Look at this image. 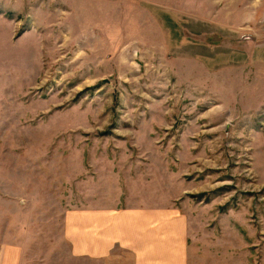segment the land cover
I'll list each match as a JSON object with an SVG mask.
<instances>
[{
    "label": "rangeland",
    "instance_id": "rangeland-1",
    "mask_svg": "<svg viewBox=\"0 0 264 264\" xmlns=\"http://www.w3.org/2000/svg\"><path fill=\"white\" fill-rule=\"evenodd\" d=\"M220 1L0 0V225L25 231L32 264H88L66 234L90 209L143 213L190 264H264V101L224 103L180 60L200 42L166 37L172 53L156 27ZM67 3L78 31L55 37ZM40 18L53 36L21 37Z\"/></svg>",
    "mask_w": 264,
    "mask_h": 264
},
{
    "label": "crops",
    "instance_id": "crops-1",
    "mask_svg": "<svg viewBox=\"0 0 264 264\" xmlns=\"http://www.w3.org/2000/svg\"><path fill=\"white\" fill-rule=\"evenodd\" d=\"M228 1L221 0L214 13L207 14L202 10L200 18L190 16L188 25L174 27V34L169 33V30L163 31L156 23L157 31L161 37H195L200 42L193 52H180V60L184 62V70L191 77L199 72L206 77L202 78L205 82L214 79L215 82H210V90L217 97L223 96L229 104H239L242 107L248 106L251 103L249 99L255 98L253 104L259 105L264 101V10L259 2H253L250 11L243 13L237 10L239 8L235 2ZM120 3L125 5L123 1ZM65 6L68 13L66 17L63 15L64 9L56 8L62 18L56 19L55 33H49L48 27L52 26L48 20L47 23L40 18L37 28L34 31L28 30L21 37H49L53 33L55 37H68L72 31H78L70 21L74 15V7L68 3ZM163 12L168 20L177 17L167 9ZM242 14L246 15L240 21ZM208 23L215 28L213 31H209ZM247 24L248 30H243ZM68 25L72 29L67 30ZM96 26L91 28L94 36H98ZM213 34L215 40L211 41ZM166 40L168 49L174 53L169 39ZM207 50L214 53L207 55ZM195 51H199V54ZM249 74H253L256 79V84L252 86L247 84ZM252 89L261 92L260 95L255 94L259 98L249 93ZM114 212L90 209V217L83 224L85 234L81 237L79 221L73 222L74 231L71 236L66 234V237L70 240L71 254L75 258L86 256L88 264H190L188 251L184 248L186 240L181 241L178 248L176 243V247L172 244L174 240L167 243L163 241L162 247L158 248L154 240L158 242L159 238L152 235L155 229L150 217H146L148 220L143 222L139 220L141 215L144 216L143 213ZM24 234L25 231H17L13 226L0 225V264H32L33 254ZM55 260L56 264H60V260ZM38 264H49L47 255L40 257Z\"/></svg>",
    "mask_w": 264,
    "mask_h": 264
}]
</instances>
